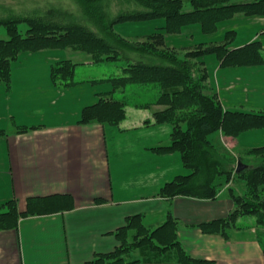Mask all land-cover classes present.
I'll return each mask as SVG.
<instances>
[{
  "label": "crops",
  "instance_id": "obj_1",
  "mask_svg": "<svg viewBox=\"0 0 264 264\" xmlns=\"http://www.w3.org/2000/svg\"><path fill=\"white\" fill-rule=\"evenodd\" d=\"M228 30L237 31L231 47L259 40L264 53V15H237L211 34L189 26L177 34L182 41L171 44L220 40ZM54 51L21 53L12 68L11 89L0 80V214L10 209L11 200L19 213L17 225L0 224V264H89L121 244L116 231L130 216L140 215L153 230L169 213L177 218V237L191 256L212 264H264V223L249 219L253 215L239 217L227 236L199 226L227 217L235 207L232 192L245 193V181L233 176L215 199L158 195L166 182L187 172L178 151L155 149L170 142L172 125L146 124L153 119L148 117L131 128L141 135L115 136L123 130L121 123L80 122L83 108L98 101V92L54 84L52 62L71 58L56 55L43 61L44 52ZM41 60L44 69L30 67ZM204 60L212 91L226 109L264 111V64L226 67L214 54ZM219 140L228 151L242 154L244 148L264 145V129ZM259 159L243 154L246 165ZM32 197L45 199L35 206ZM43 203L51 204L37 208ZM134 256L140 259L135 264H182L172 249L162 254L137 250Z\"/></svg>",
  "mask_w": 264,
  "mask_h": 264
},
{
  "label": "trees",
  "instance_id": "obj_2",
  "mask_svg": "<svg viewBox=\"0 0 264 264\" xmlns=\"http://www.w3.org/2000/svg\"><path fill=\"white\" fill-rule=\"evenodd\" d=\"M237 15H264V0H0V80L11 89L12 64L24 52L72 49L89 55L95 64L115 62L117 71L86 79L108 81L112 87L98 92V101L83 108L80 122L120 124L131 104L140 108L160 106L154 110L153 119L145 123H169L172 132L170 142L155 149L178 151L187 172L166 182L158 195L215 199L233 176L242 178L247 190L243 194L232 192L234 210L225 218L199 225L204 232L227 236L241 216L253 215L258 223H264V145L233 154L219 139L264 129V111L226 109L212 91L204 57L214 54L226 67L259 65L264 64L263 46L255 40L233 48L237 31L228 30L220 40L176 47L168 42L167 33L177 35L186 27L198 25L201 32L211 34ZM151 20L164 22L134 36L116 29L120 23ZM77 65L72 58L52 63L53 83L67 87L85 81L77 79ZM132 85H150L157 88V94L152 100H137L126 92ZM120 90L123 95L117 97ZM243 154L260 161L238 173ZM44 199L32 197L30 202L36 206ZM7 204L10 209L0 214V224L17 225V204L13 200ZM50 204L37 208L45 210ZM178 224L169 213L162 225L150 230L140 215L130 216L126 226L116 231L121 244L111 252L97 254L89 264H135L140 261L134 256L137 250L162 254L171 249L182 264H212L184 249L177 237ZM128 229L133 230L131 236Z\"/></svg>",
  "mask_w": 264,
  "mask_h": 264
},
{
  "label": "rangeland",
  "instance_id": "obj_3",
  "mask_svg": "<svg viewBox=\"0 0 264 264\" xmlns=\"http://www.w3.org/2000/svg\"><path fill=\"white\" fill-rule=\"evenodd\" d=\"M111 5H115L114 2H112ZM72 6L76 7V4L72 3ZM106 7L108 8L109 6H105V8ZM163 22H164L163 20H158V21L151 20V21H143V22L120 23L117 25L116 29L125 35L134 36L137 34H142L152 29H156L158 27L157 25ZM2 31L3 34H5L4 29ZM167 39L169 43L170 42L179 43L180 41H182V38L179 37L178 35L175 34L170 35L168 33H167ZM180 45L184 46L185 44H180ZM54 50L55 51L53 53L44 52L42 56L43 61L46 60L47 56L55 57L56 55H65V57H71L75 62L78 63L76 67L77 79H85V81H81L77 83L76 86L77 85L85 86V88L90 87L91 91L95 88L97 92L108 91L111 89L112 85L108 81L93 82V81H88L86 79H88L89 77H106L108 74L112 73L113 71H117L118 67L115 62L111 61V62H103L101 64H95L92 61H90L89 55L84 54L80 51H75L72 49H54ZM19 61H20L19 59L15 60L12 64V68H16ZM43 61L41 60L39 62L38 61L34 62V64L31 65L30 67L44 69L45 65L43 64ZM126 92L132 95L137 100L148 101L155 98L157 94V88L152 87L150 85H144V86L132 85L127 89ZM122 95L123 93L121 92V90L117 92V97H121ZM244 109H249V108H244ZM152 112H153L152 108H140V107H136L133 104L129 105L127 107V117L119 125L123 130L121 133L115 136H137L139 134L141 135V133H138L139 131H135L137 133H134V129L131 128L135 125H138L137 123L141 122L142 119L145 120L148 117L153 118ZM251 134L253 133H249L246 136H249ZM146 136H149V134L148 135L146 134ZM251 136H255V134ZM134 180L135 181L140 180L139 176L134 178ZM250 218H255V217L250 216L249 219Z\"/></svg>",
  "mask_w": 264,
  "mask_h": 264
},
{
  "label": "water",
  "instance_id": "obj_4",
  "mask_svg": "<svg viewBox=\"0 0 264 264\" xmlns=\"http://www.w3.org/2000/svg\"><path fill=\"white\" fill-rule=\"evenodd\" d=\"M246 167V164L242 160H238L237 169L236 171L239 173Z\"/></svg>",
  "mask_w": 264,
  "mask_h": 264
}]
</instances>
